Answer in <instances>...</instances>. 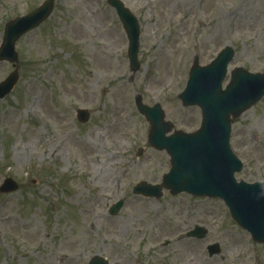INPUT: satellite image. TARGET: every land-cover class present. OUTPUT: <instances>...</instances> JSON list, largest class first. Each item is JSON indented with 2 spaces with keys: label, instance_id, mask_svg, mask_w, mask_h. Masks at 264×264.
<instances>
[{
  "label": "rangeland",
  "instance_id": "374dc122",
  "mask_svg": "<svg viewBox=\"0 0 264 264\" xmlns=\"http://www.w3.org/2000/svg\"><path fill=\"white\" fill-rule=\"evenodd\" d=\"M43 1L0 0V42L7 21ZM107 1L52 0L49 17L16 45L18 80L0 100V185L11 178L18 188L0 193V264H264V244L219 199L132 194L169 170L134 98L160 104L174 129L197 130L199 109L178 99L193 57L206 66L230 45L229 70L264 74V0H121L139 24L135 72ZM15 68L0 62V82ZM79 109L89 112L84 124ZM229 145L242 162L236 181L264 182V96L232 122ZM195 226L204 239L179 238ZM213 244L220 253L210 257Z\"/></svg>",
  "mask_w": 264,
  "mask_h": 264
},
{
  "label": "water",
  "instance_id": "95a60500",
  "mask_svg": "<svg viewBox=\"0 0 264 264\" xmlns=\"http://www.w3.org/2000/svg\"><path fill=\"white\" fill-rule=\"evenodd\" d=\"M117 13L129 42L130 68H138L137 49L139 27L136 19L117 0H108ZM52 0H46L32 13L15 18L4 26L0 43V62H17L15 44L27 31L38 26L51 12ZM234 58L231 46L224 47L216 58L206 66H200L197 58L189 70L186 87L178 98L183 106H196L201 111L200 128L193 133L173 131L170 123L164 121L159 104L148 107L135 99L137 110L149 123L148 142L152 148L164 151L170 158V169L162 182L150 185L138 183L133 193L145 197L159 198L165 188L173 195L186 192L192 196L219 198L228 208L231 218L250 233L253 241L264 243V182L246 183L236 181L242 163L229 148L232 122L249 110L264 96V74L251 73L237 67L230 70V80L222 89L228 72V65ZM17 81V72H12L0 83V99L10 92ZM89 114L77 111V118L84 123ZM17 185L5 179L0 192H11ZM123 201L114 204L109 213L114 215ZM206 230L195 227L187 236L204 238ZM209 255L218 253L215 245L208 247ZM89 264H106L100 257H94Z\"/></svg>",
  "mask_w": 264,
  "mask_h": 264
}]
</instances>
